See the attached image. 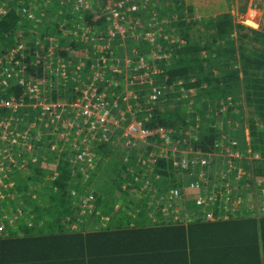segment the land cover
<instances>
[{
  "label": "trees",
  "instance_id": "1",
  "mask_svg": "<svg viewBox=\"0 0 264 264\" xmlns=\"http://www.w3.org/2000/svg\"><path fill=\"white\" fill-rule=\"evenodd\" d=\"M20 1L27 4L26 0H11L7 3L0 0V9L6 11L0 14V48L7 52L21 41L24 44L22 53L28 55V59L38 49V45L43 44L45 49L49 46L50 42L46 41L48 37L56 38L60 48L57 54L69 59L72 56L71 49L84 50L85 44L79 41V36L67 37L62 34V30L71 29L80 21L92 23L97 30L106 29L107 26L103 18L92 22V11L71 14L69 7H65L66 4H62L61 0H30L28 5L36 7V16L43 22L36 34L34 29L27 27V23L21 26L25 22L19 18ZM170 3L171 0L164 5L165 15L160 12L158 16L152 15L153 11H159L158 2L154 1L144 11L139 10L132 15L134 21L142 24L135 31H155L160 27L164 34L169 33L168 39L174 40L168 47L170 61L157 63L161 70L152 73L151 77L156 78L155 83L172 90L166 89L167 101L162 104L161 109H154L152 113L144 112L142 105L147 92L139 88L136 94L138 107L133 110H137V116L145 127L166 126L171 129L170 136L177 141L179 147L190 146L203 152L210 151L216 147L215 144L223 141L224 135L229 134L227 126L233 133V141H236L242 134L237 135L233 131L242 126L245 111L250 140H238L240 149L234 144L226 145L232 152L242 156L241 159H231V165L238 166L241 161L242 168L249 172L251 163L247 164L244 159L249 152L250 155L258 153L264 160V49L254 47L256 42H264V27L259 28L257 23L247 18V8H240L239 23L235 27L226 14L210 18L207 20L211 26L209 39L212 38L214 46L213 51L206 54L208 42L200 41V37L187 32L195 24V20L188 24L192 4L184 0H173ZM152 20L159 26L153 29L148 27ZM30 29L33 33L29 32ZM20 30H24L22 36L26 38L18 37ZM235 31L236 37L233 33ZM92 36L95 38L96 34ZM236 40L238 44H235ZM36 41L39 43L36 44ZM126 41L131 44L128 52L135 49L144 58L150 53L147 41L142 38L135 41L127 38ZM249 47H254L255 52L251 53ZM87 50L94 58V49L87 47ZM161 52L168 51L164 49ZM15 59L16 56L13 60ZM86 64H91V61ZM152 64L146 62L145 65L148 67ZM37 69L38 73L35 75L39 77L42 67L38 66ZM144 71L145 68L138 70L139 73ZM110 73L107 72L108 77ZM240 84L243 87L242 93L238 92ZM73 88L65 97L67 101L80 96ZM187 90L190 92L186 93ZM20 92L19 86L11 85L0 95L4 98L18 97ZM62 96L59 93L53 96V100ZM178 96L185 97V100H177ZM188 100L192 103L190 106L193 110L187 108ZM24 112H27L29 119H34L30 111ZM217 121L223 125H218ZM198 122L200 133L198 138H194L197 134L192 129L189 130V127L198 128ZM152 142L157 144V140ZM156 147L150 146L142 150L143 158L150 159L149 164H145L151 172L149 181L157 178V183L164 184L158 185L164 189L158 191L157 195H162L165 201L170 189H179L187 182L196 181L200 168L195 167L193 176L188 174L180 178L176 173L174 157L168 153H159ZM48 148V137L44 136L34 142L31 152L18 151L21 157H17L18 152L14 151L15 165L4 161L3 168L12 170L10 178H5L4 182L12 181L13 187L8 192L3 191L6 197L0 199V203L9 200L11 205H16L17 209L13 207V212L18 219L11 225L9 219L1 218L8 212L0 211V225L4 226L2 232L7 231L0 233V264H264V213L259 216H224L226 212L214 208L211 210L212 217L208 219L205 214L210 208H204L203 213V207L197 206L193 200L195 192L188 191L181 196L179 204L172 199L166 200L170 211L177 208L179 216L176 220L172 216L163 218L160 214L161 206L157 210L147 202L135 208L137 211L132 209L131 214H135L133 218L123 220L117 213L119 218L115 222L112 218L103 221L102 218L107 216L103 212L104 208L99 206L101 198L88 187L92 178L98 176L96 185L102 195L107 191L110 197L114 195L110 190L115 189L116 199L118 194L126 196L119 186L122 176L121 171L116 170L117 166L110 169L108 175L105 174L107 160H114L116 151L110 150L106 144L100 145L96 150L99 156L97 165L85 177L84 171L78 169L80 166L73 167L63 158L58 159ZM131 154L128 157L135 161L134 153ZM33 159L35 162H31ZM263 160H259L262 162H257L256 166L263 165ZM24 161L26 163L22 165ZM43 162L48 163V168L41 167ZM226 164L227 160H224L222 165ZM49 166L55 167L56 176L52 175L54 169L50 171ZM125 167L124 164L122 170ZM99 168L101 169L97 174L95 171ZM136 173L137 171L133 177ZM255 173L262 174L260 169ZM103 175L106 176V181L102 178ZM210 176H213L212 173ZM211 183L212 181L206 184V192L211 190ZM89 193L93 197L89 203L94 202L92 211L81 203ZM13 199H21L23 202L18 205L19 202ZM145 200H149V197ZM219 200L215 199L216 202ZM126 207L125 210H131V203L128 202ZM83 211L85 216H81ZM151 213H154L153 216ZM123 214L127 216L130 213ZM90 220H93V227L88 226ZM71 223H75L77 227L71 226Z\"/></svg>",
  "mask_w": 264,
  "mask_h": 264
},
{
  "label": "built area",
  "instance_id": "2",
  "mask_svg": "<svg viewBox=\"0 0 264 264\" xmlns=\"http://www.w3.org/2000/svg\"><path fill=\"white\" fill-rule=\"evenodd\" d=\"M9 1L11 0H4L5 3ZM28 1L30 0H26L27 4L23 1L18 2L19 18L29 23L33 21L35 25L31 26L32 29L36 27L40 18L36 16V7L28 5ZM61 1L62 4H66L65 7H69L71 14L92 11L91 21L103 18L107 26L106 29L97 30L92 23L80 21L81 23L74 24L71 29L62 30V34L67 37L79 36V41L85 44L84 50L71 49L72 56L69 59L57 54L60 48L53 37L47 38L50 44L46 49L43 44L37 46L38 49L32 54L34 59H30L31 55L28 59V55L22 53L24 44L21 41L7 52L0 48V93L11 85L19 86L21 90L18 97L4 98L0 95V145L3 148L6 145L10 150L12 155L10 161L14 159V147L18 150L21 148L19 151L23 149L25 153L31 152L34 142L47 136L48 150L58 159L63 158L71 166H80L78 169L84 171L87 177L97 165L99 156L96 150L100 145L106 144L123 153L131 152L135 155L142 152L143 147L149 145V141L152 143V140L164 141L165 144L171 145L174 141L170 140L172 132L170 128L166 126L147 128L138 118L137 110H133L138 107L136 94L139 88L147 92L142 105L144 112L152 113L154 109H161L162 104L167 101L168 92L165 86L160 85L157 88L155 86L157 83H152L151 77L152 73L161 70L157 63L160 61L168 63L171 58L170 50L164 48L168 52H161L162 47L158 48V42L170 43L174 40L168 39L160 27L155 31L144 32L145 29L135 31L136 27H142V24L140 21H134L132 16L139 10L144 11L153 1L157 3V0ZM5 12L3 8L0 9V14ZM156 26L159 25L153 20L148 25L152 29ZM31 29L29 32L33 33ZM92 34H96V37L94 38ZM22 35L18 37L26 38ZM127 38L134 41L142 38L147 41L150 53L144 58L138 55L135 49L128 52L131 44H128ZM38 43L39 41H36V44ZM87 47L94 49L92 54L94 58L88 54ZM115 49L118 52H115ZM15 56L16 59L13 60ZM87 61H91V64H86ZM146 62L153 64L147 67ZM38 66L42 67V74L39 77L35 75L38 73ZM143 68L145 76H149L142 77L143 75L138 72ZM107 72H111L109 77ZM72 87L80 96L67 101L65 97ZM59 93L63 96L53 100V96ZM24 111H30L34 119H29V115ZM23 122H26L27 126H23ZM231 144L233 142L229 145ZM215 146L207 152L190 147L180 149L178 145L170 150L174 157L176 173L180 178L183 175H192L195 167L200 169L196 181L179 189H170L169 199L179 200L184 193L193 191L197 206L209 207L210 211L217 209L218 203L215 199L221 200L222 195L206 192V184L213 181V178L210 181L208 179L211 167L218 166L224 160L237 159L239 154L232 152L229 146L224 147L221 142ZM20 154L18 152L17 156ZM138 160L142 161L140 164H145L141 156ZM3 165L4 161L0 162V169ZM53 169L52 175L56 176L55 167ZM138 170L135 168L133 172L138 173ZM154 180L156 182V178ZM90 200H93L92 195L86 196L81 203L88 207ZM223 206L226 204L219 209ZM166 208L169 210L170 206L167 205ZM222 211L226 212L225 209ZM170 212L174 220L178 219L177 208ZM207 213L205 217L210 219L212 211L211 214ZM169 216L167 215L168 218Z\"/></svg>",
  "mask_w": 264,
  "mask_h": 264
},
{
  "label": "rangeland",
  "instance_id": "3",
  "mask_svg": "<svg viewBox=\"0 0 264 264\" xmlns=\"http://www.w3.org/2000/svg\"><path fill=\"white\" fill-rule=\"evenodd\" d=\"M172 1L173 0H171V3H172ZM184 1H186V0H184ZM157 2H158L157 7H158L159 11H157V10L153 11L152 15L158 16V14H159L158 12L165 15L166 10H165L164 5L166 6L170 2V0H168V2H164V0H157ZM185 11H187V10H185ZM187 13H188V11H187ZM188 15H189L188 24L190 22H192V20H195L194 21L195 24L193 25V27L188 29L187 32H189V34L192 36L200 37V41L208 42V48L205 51V53L206 54L211 53L213 51L212 46H214V44L212 45V41H211L212 38L209 39V34L211 32V30H210L211 26L207 22L208 19L207 20H203V18L200 19L199 17H197V15L194 12L193 13L189 12ZM163 20H164V18L160 21L162 22ZM157 21H159V20L157 19ZM37 22L38 23H37L36 27L32 28V29H34L36 34H38L37 33L38 27L40 25H43L42 20L39 19ZM26 23L28 24L27 27H31V26L35 25V23L32 21L30 23L25 22L24 24H21V26L26 25ZM148 30H150V29H147V31ZM23 31L24 30H20L18 32V35L23 34ZM144 32H146V29L144 30ZM165 36L167 38H169V33L165 32ZM234 37H236L235 33H234ZM47 40L48 39L46 38V41ZM162 40H165V39L162 38ZM235 44H238V40L235 41ZM157 45H159L158 48L162 47V50H164V48L168 49L169 41H166V43L165 42L163 43L161 41V42H158ZM254 47H258L259 49H264V42L263 43L261 42L260 44L258 42H256V44H254ZM254 47H249L251 53H252V51L255 52ZM115 50H116L115 52H118L117 49H115ZM259 53H260V50H259ZM121 58H122V56H121ZM30 59H34V55H31ZM114 66H116V65H114ZM140 74L143 75L142 77H144L146 73L143 72ZM115 76H116V74H115ZM146 76H149V75H146ZM155 82H156V78L152 79V83H155ZM155 86H157V88H158V87H160V84H156ZM242 88H243L242 84H240V88L238 89L239 93L241 92ZM166 89H168V88H166ZM168 90L172 91L171 89H168ZM189 92H190L189 90L186 91V93H189ZM184 98L185 97H183V96L176 97V99H179V100H185ZM188 102H189V100H188ZM188 104H187V106H188L187 108L189 110H193V108L190 106V104H192V103L189 102ZM236 110L238 111V108ZM137 115H139V114H137ZM139 117H141V116H139ZM242 117H243L242 126H238V128H235V130L233 131V132L237 133V135L238 134H242V135H239V137H237V139H235L236 141H233V139H232L233 133L230 130V128L227 126L226 130L228 131L227 133H229V134L224 135L223 138L225 140L222 139L223 141L221 142L224 145V147L227 146L226 144H230L231 142H233V144L238 149H240L239 148L240 144H239L238 140H246V141L250 140V136H249L250 130H249V126L247 124V118H246L247 116L245 114V111L243 112ZM196 120H198V118ZM218 120L220 121V119H218ZM219 121H217L216 123L218 125H223V123H221ZM197 124L199 125L198 128H197V126L195 128L189 127V130L192 129L197 134V135H195L194 138H196V137L198 138V134L200 133V123L198 122ZM22 125L27 126L26 122H23ZM170 140L174 141V142H171V145L165 144L164 141L160 142L158 140L156 145L153 146L152 143H154V142L151 143L149 141V145H145L143 148L145 149L146 147L157 146L156 148L159 151V153L170 154V150H173L174 147H177V141H175L173 138H170ZM120 147H122V146H120ZM187 147L188 146L183 145L179 148L185 149ZM109 148H110V150H112L113 147L110 146ZM15 150H18V149L13 148V152ZM21 151H23V149ZM114 151H116V156L114 155L116 158L114 160H113V158L107 160L108 165H106V169H105L106 173L105 174L108 175L107 173H109V170L112 169L113 167L117 166L116 170H120L121 171L120 174L122 176V180H121V183H119V186H120V189L125 192L126 196H122V195L119 196V194H118V198L116 199L115 189L110 190V192H114V195L112 194L110 197H109V194L107 191L102 195L100 193L101 191L98 190L97 185H96L98 176L97 177L94 176V178H92V180L90 181V185L88 188L90 189V191L91 190L96 191L98 193V196H100V198H101L102 203H100L99 206L104 208L103 212L107 216V218H102V220L107 221V219L112 218V219H114L113 222H115L117 220V218H119L120 215H121V217H120L121 219L124 218L123 220H126V219L128 220V217H131V218L135 217L134 213L131 214L134 210L137 211L135 208H139V207L143 206L144 204H146L147 202H149V205H153V207H155L158 210V208H160V202L155 199V196L157 195V191L160 189V187L158 186L157 182L154 181V178H153L152 182L148 181V180H150L148 176H150L151 172H149V169L147 167L148 165H145V164H149L150 159L143 158L144 151L139 152L138 156H141L142 160L145 161V164H140V163H142V161L138 160V158L135 154L134 155L136 157V160L134 161L128 157V155H132L131 152H129L126 155L125 152L123 153V152L119 151L118 149H116ZM222 151H224V150H222ZM183 155L185 156L186 154L183 153ZM11 157H12L11 152L6 147V145L4 148L2 147V145H0V162L5 161V159H6L7 162L11 163L12 165H15L16 161H15V159H13L14 161L12 160L13 162L10 161ZM17 157H21V154L18 155ZM117 157H119L120 161H118ZM238 157L239 158H237V159H241L242 158L241 154H239ZM244 159L246 160L247 164L251 163L250 165L252 168L249 172L245 171L242 168V162L241 161L238 162V166H233V165H231L232 162L230 160V161H227V164H229V165L226 164L224 166V165H222L223 163H220L218 166L215 165V166L211 167L210 174L212 173L213 176H210V174H209L210 179H212L214 177H218L219 180L226 181V183L229 187L228 191L232 192V193H230L229 198H228V195L226 198L223 197L221 200H219L217 202L218 204L216 205V208L218 210L223 204H226V206H223L222 209H225V211L227 213L226 215H228V216H238V215L239 216H241V215L259 216V215H262L264 213V164L261 166H256L257 162L260 163L262 161H259V160H263V159L261 157H259L258 153H255V154L252 153V155H250V152L247 154V156ZM31 162H35L34 159ZM25 163L26 162L24 161L22 163V165H24ZM124 164L126 167L124 170H122V166ZM47 166H48L47 162H43V164H41V167L48 168ZM53 168H54L53 166H49L50 171ZM135 168L139 169V170H138V173H136L135 177H133V175H134L133 170ZM261 168H262V170H261ZM100 169L101 168H99L95 172L98 174ZM259 169L262 172L261 175H258L257 173H255V171H257ZM11 171L12 170H10L9 168L7 170L4 168L0 169V199H4L6 197L5 195H3V191L8 192V190L11 189V187H13L12 181H8L7 183L4 182L5 178H8V179L10 178L9 173H11ZM110 176H112V174H110ZM191 176H193V175H191ZM102 178H104V180L106 181L105 175H103ZM222 178H224V179H222ZM144 182H145V184H144ZM187 184H188V182H187ZM187 184H183V186H186ZM147 194L150 196H147ZM88 195H91V193H89ZM147 197H149V200H145V198H147ZM81 198L82 197H80V199ZM227 198H228V201H227ZM80 199L78 200V202L80 201ZM14 201L19 202L18 205H21V202H23L21 199L20 200L17 199ZM103 202L105 203V205ZM128 202L131 203V210H129V211L125 210L127 208L126 205ZM156 202H159V203H156ZM174 202H177L179 204L180 201L178 199H176ZM13 207L16 208V205H14V204L11 205L9 200L2 201L0 203V211H3V213H5V211L8 212V213L3 214L1 216V218L9 219V223L11 225H13L14 221H16L18 219L17 214L15 212H13ZM178 207H180V206H178ZM93 208H94V202L89 203L88 209L90 211H92ZM132 209H133V211H132ZM238 209H240V210H238ZM18 212H20V211H18ZM106 212H108V214ZM81 213H82L81 216H85V215H83L84 211ZM117 213H119V216L117 215ZM123 213H130V214L125 216ZM247 213H250V214H247ZM152 214H154V213H151V215ZM160 214H161V216L164 215V217L167 215L172 216V213L169 210H167V208L165 206H163V208L161 206ZM207 214H211V211H208ZM92 218L93 217H91V219ZM81 220H83V219H81ZM92 225H93V220H90V222L88 223V226L93 227ZM71 226H73L75 228L77 227L75 225V223H71ZM3 228H4V226H3V224H1L0 225V233L4 230ZM11 229H14V228H11ZM3 233H7V231L2 232V234Z\"/></svg>",
  "mask_w": 264,
  "mask_h": 264
},
{
  "label": "crops",
  "instance_id": "4",
  "mask_svg": "<svg viewBox=\"0 0 264 264\" xmlns=\"http://www.w3.org/2000/svg\"><path fill=\"white\" fill-rule=\"evenodd\" d=\"M186 1L192 4L191 12L192 13L194 12L197 15V17H199L200 19L203 18V20H207L209 18H215V17H218L219 15L226 14L227 15L226 17H228L229 21H231L232 26L235 27V25L239 23L238 16H240L239 15L240 8L241 9L247 8L246 9L247 18L252 20L254 23H257L259 25L258 26L259 28L264 27V0H186ZM233 33H236V31ZM189 147L190 146H188L187 148ZM114 150H116V148H112V151ZM136 156L139 159V156L137 154ZM157 184L164 186L162 182L157 183ZM211 185H212V188L210 190L211 193L214 192V193L220 194L222 195V197H225V198L227 197V195L229 198L230 193H232L231 191L230 192L228 191L229 187L226 181L219 180L218 177L213 178ZM163 189L160 188L158 191H163ZM167 198L169 200L168 195L166 196L165 201H164L163 200L164 198L162 197V195L155 196V199L160 202V206H165V207H167L168 205L166 202ZM179 201H180L179 203H181V197ZM159 202H156V203H159ZM204 208L201 209L203 213H204ZM163 218L167 219L168 217L167 216L164 217L163 215Z\"/></svg>",
  "mask_w": 264,
  "mask_h": 264
}]
</instances>
